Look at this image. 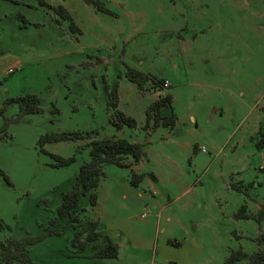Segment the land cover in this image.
Segmentation results:
<instances>
[{
    "label": "rangeland",
    "instance_id": "1",
    "mask_svg": "<svg viewBox=\"0 0 264 264\" xmlns=\"http://www.w3.org/2000/svg\"><path fill=\"white\" fill-rule=\"evenodd\" d=\"M58 5L79 31L55 12ZM128 68L170 85L163 94L151 81L140 90ZM114 86L117 109L136 126L110 122ZM28 94L40 98L42 112L21 114L12 99ZM164 95L174 124L145 128L146 108ZM263 107L264 0H0V170L8 179L0 175L7 225L0 238L38 235L56 216L90 160V137L43 150L38 139L79 131L143 144L138 172L134 162L105 164L96 205L82 200L118 255L67 257L69 228L27 247L36 264H224L238 248L251 254L264 219L234 214L243 203L255 213L264 202V151L253 138ZM49 153L75 159L55 167ZM136 172L144 176L133 185Z\"/></svg>",
    "mask_w": 264,
    "mask_h": 264
},
{
    "label": "trees",
    "instance_id": "2",
    "mask_svg": "<svg viewBox=\"0 0 264 264\" xmlns=\"http://www.w3.org/2000/svg\"><path fill=\"white\" fill-rule=\"evenodd\" d=\"M96 8L109 12L105 7L99 3H95ZM55 12L61 19L68 21L69 26L74 31H79L76 23L69 12L62 6L54 7ZM126 77L129 81L143 90L147 81H151L152 85L158 87L163 84L165 79H155L149 74L139 71L135 68H128ZM19 103L21 114L39 113L42 112L40 107V98L36 94H28L23 97L12 99ZM170 102L169 95H164L153 101L145 111L144 127L149 126L152 121V128L159 125H173L174 115L160 116L159 109L162 106H167ZM118 93L114 86L108 92V108L113 110V117L110 122L120 129L123 126L134 127L136 121L125 115L117 109ZM264 109V107H263ZM56 111V110H55ZM4 124L0 131L5 128ZM90 137L88 142L90 149V160L83 163L72 182L71 188L62 194L61 202L56 209V216L48 221V225L43 227L40 234L31 236L24 235L21 239L16 240L7 238L2 240L0 238V264H36L30 256L27 247L38 241L43 240L48 236H61L64 231L69 228L73 230L71 244L74 250L67 253V257H88L93 259L115 258L118 255V246L109 236L99 229L98 222L87 218L85 215L86 208L82 205V200L86 198L89 205L92 207L97 203L96 187L98 186L101 177L103 176L102 167L105 164H114L119 167H129L131 163L138 162L143 153V144L139 142H132L125 138L117 137H103L91 138L90 132L82 133L79 131H62L58 133H46L39 137L38 144L43 150V145L49 142H57L63 140H75ZM257 149L264 151V122L258 129L257 135L253 137ZM54 159L53 166L60 167L71 164L75 157H62L60 155L49 153ZM0 175L8 183L7 177L0 170ZM141 173H132L131 183L136 185L143 178ZM151 177L154 176L151 174ZM234 186V184L232 185ZM236 219H253L260 223L264 219V202L260 209L255 212L247 210V204L243 203L234 214ZM0 221V231L6 228ZM257 249L251 254L245 252L242 248L232 251L226 258L224 264H240L246 260L248 264H264V232L258 234L256 238ZM175 245H178L176 243Z\"/></svg>",
    "mask_w": 264,
    "mask_h": 264
},
{
    "label": "crops",
    "instance_id": "3",
    "mask_svg": "<svg viewBox=\"0 0 264 264\" xmlns=\"http://www.w3.org/2000/svg\"><path fill=\"white\" fill-rule=\"evenodd\" d=\"M172 114V112H171V110H170V108H169V106L167 105V106H162L160 109H159V115L160 116H169V115H171ZM132 164V163H131ZM140 165H141V158H140V160L138 161V162H135V168H136V171L138 172V167H140ZM136 172V173H137ZM153 176H154V179H155V175L154 174H152ZM151 178H153V177H151ZM104 232V231H103ZM105 233V232H104Z\"/></svg>",
    "mask_w": 264,
    "mask_h": 264
},
{
    "label": "built area",
    "instance_id": "4",
    "mask_svg": "<svg viewBox=\"0 0 264 264\" xmlns=\"http://www.w3.org/2000/svg\"><path fill=\"white\" fill-rule=\"evenodd\" d=\"M13 70H14L13 68H9V69H8V72H12ZM169 85H170L169 82L165 79V81H164L163 84H162V88H161L160 92L163 94V90H164L165 88H167ZM202 150H204V148H202ZM144 216H145V214L142 213V214H141V217H144Z\"/></svg>",
    "mask_w": 264,
    "mask_h": 264
}]
</instances>
